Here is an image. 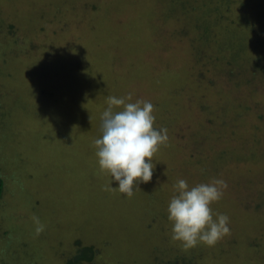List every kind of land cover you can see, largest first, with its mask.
<instances>
[{
    "label": "rangeland",
    "instance_id": "1",
    "mask_svg": "<svg viewBox=\"0 0 264 264\" xmlns=\"http://www.w3.org/2000/svg\"><path fill=\"white\" fill-rule=\"evenodd\" d=\"M129 92L168 129L131 198L105 190L93 146L107 98ZM0 102L7 264L87 247L92 264H264V0H0ZM212 178L230 232L184 249L173 185Z\"/></svg>",
    "mask_w": 264,
    "mask_h": 264
},
{
    "label": "clouds",
    "instance_id": "2",
    "mask_svg": "<svg viewBox=\"0 0 264 264\" xmlns=\"http://www.w3.org/2000/svg\"><path fill=\"white\" fill-rule=\"evenodd\" d=\"M132 98L133 92L107 98V106L100 115V136L93 140L98 165L110 177L105 190L119 191L127 198L134 195L140 183L152 180V158L168 141V129L154 127V105L140 99L133 102ZM226 188L227 182L222 178L193 186L178 179L166 209L171 239L190 249L198 244L212 247L227 235L229 217L216 214L214 219L211 208ZM34 221L38 236L44 225L38 217Z\"/></svg>",
    "mask_w": 264,
    "mask_h": 264
},
{
    "label": "trees",
    "instance_id": "3",
    "mask_svg": "<svg viewBox=\"0 0 264 264\" xmlns=\"http://www.w3.org/2000/svg\"><path fill=\"white\" fill-rule=\"evenodd\" d=\"M1 104L3 105V103L0 102V111H1V114L3 116H5V113H4L5 111L2 109ZM2 122H4V120ZM2 127H5V125H3ZM79 160H80V158H79ZM0 174H2V175H0V199H1V197L4 196V192H5V187H4L3 181L6 180V177L3 175L2 171H0ZM2 178L4 180H2ZM2 225L5 228H7L4 223H2ZM84 250L85 251H80V253L74 259L69 261L68 264H92L94 261V258L96 256L94 249L91 247H87ZM7 263H9V262L6 261L3 258L2 254L0 253V264H7Z\"/></svg>",
    "mask_w": 264,
    "mask_h": 264
}]
</instances>
